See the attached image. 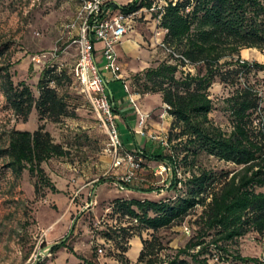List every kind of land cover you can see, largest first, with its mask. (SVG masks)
<instances>
[{"label":"rangeland","instance_id":"obj_1","mask_svg":"<svg viewBox=\"0 0 264 264\" xmlns=\"http://www.w3.org/2000/svg\"><path fill=\"white\" fill-rule=\"evenodd\" d=\"M133 1L107 0L105 4L115 2L127 6ZM165 5L166 0H154L151 9L142 8L132 14L127 40L136 42L138 49L135 54H124L120 58L124 76L122 86L128 96L126 106L141 115H148L147 122L141 126L139 119L133 131L139 148L151 142L153 152L163 156L174 151L162 144L167 139L173 119L160 95L141 93L142 82H137V76L170 60L164 43L167 31L160 27L161 11ZM79 9V0H0V47L9 48L13 81L16 84L24 81L37 98V84L45 69L55 68L57 73L64 72L68 79L58 91L66 97L74 112L73 117L56 122H39L37 113L33 111L28 121L22 123L9 110L0 91L1 144L12 129L35 132L43 125L54 143L67 152L66 156L53 158L42 165L44 180L28 171L17 177L4 167L6 161L0 162V264H124L122 261L137 264L142 241H150L153 237L163 248L153 264L170 262L177 259L179 252L196 235L203 208L197 207L184 220L153 233L143 230L116 203H159L183 197L192 169L179 166L176 179L180 183L172 188L175 181L172 169L166 175L156 176L155 172L163 163L142 158L141 169L134 181L126 186L138 193L130 194L126 188L116 186L126 173L119 177L113 175L115 168L109 153L108 135L87 98L72 80L77 58V45L73 41L78 36V28L70 29L68 26L76 21ZM130 45L137 48L135 43ZM240 58L250 64L264 65V52L258 50H244ZM107 75L114 88V77ZM240 84L242 88L245 84L253 86L264 99V72H253L247 79H241ZM236 89L216 80L210 90L214 109L209 117L226 133L231 132L232 126L224 100ZM138 153L137 148L130 150L125 145L121 152L134 157L140 156ZM197 166L215 174L237 169L232 164L205 155L199 157ZM36 184L38 193L35 192ZM94 202L96 204L92 207ZM64 238L68 239L66 247L50 253L49 247ZM226 247L231 254L227 255L228 261L219 262L215 251L213 257L202 258H208V264H255L234 261L232 255H239L256 259V264H264V236L251 233ZM178 258L184 264H196L190 257Z\"/></svg>","mask_w":264,"mask_h":264},{"label":"trees","instance_id":"obj_2","mask_svg":"<svg viewBox=\"0 0 264 264\" xmlns=\"http://www.w3.org/2000/svg\"><path fill=\"white\" fill-rule=\"evenodd\" d=\"M153 2L134 0L127 6L111 3L108 7L131 15L142 8L151 9ZM160 27L167 31L164 43L168 49L188 65L170 54V60L138 75L137 82H142L141 93L160 95L167 107L173 119L167 146L174 151L165 156L139 152L144 159L171 167L175 178L172 188L180 183L176 179L179 166L191 168L192 172L185 183L186 195L174 201L116 204L143 230L153 233L184 220L197 207H202L199 229L179 256L190 257L196 264H208V258L202 257H213L215 251L218 261L225 262L227 255H231L227 244L251 233L264 236V99L253 86L240 87L241 79H247L253 72H264V65L250 64L240 58L244 50L264 52V0H166ZM8 52V46L0 47V91L17 121L26 123L33 111L39 122L74 116L66 97L58 91L68 79L64 72L45 69L37 84L36 98L24 81L17 84L13 81ZM216 80L237 87L224 100L231 117L230 133L215 126L209 117L214 109L210 90ZM6 136L3 144L0 142V162L6 161L4 167L17 177L28 171L44 180L42 165L67 155L43 125L35 132L12 129ZM202 155L237 169L221 174L206 171L197 166ZM38 187L36 184V193ZM51 189L56 191L54 187ZM67 242L68 239L53 246L50 253L66 247ZM142 245L137 264L155 263L163 249L161 243L153 237L142 241ZM178 257L157 264H184ZM232 258L242 263H257L256 259L239 255Z\"/></svg>","mask_w":264,"mask_h":264},{"label":"built area","instance_id":"obj_3","mask_svg":"<svg viewBox=\"0 0 264 264\" xmlns=\"http://www.w3.org/2000/svg\"><path fill=\"white\" fill-rule=\"evenodd\" d=\"M79 1L80 9L77 19L68 26L70 29L78 28V36L73 41L77 45L78 58L73 67L72 76L108 135L109 153L113 158V167L117 169L125 165L127 168L126 174L116 183V186L126 188L134 181L143 161L140 152L138 157L121 154L124 144L117 124L116 107L110 101L107 83L102 74H110L115 80L123 82L116 48L131 29L132 14L125 15L121 11L116 14L111 13L105 4L107 0ZM96 42L102 44V71L94 57ZM167 52L174 55L169 49ZM174 57L181 58L177 55ZM181 59L187 66L188 62L183 58ZM140 123L143 126V117ZM162 144L167 145V139ZM169 171H171V167L163 164L159 166L155 175L163 176ZM99 252L101 253V251Z\"/></svg>","mask_w":264,"mask_h":264},{"label":"crops","instance_id":"obj_4","mask_svg":"<svg viewBox=\"0 0 264 264\" xmlns=\"http://www.w3.org/2000/svg\"><path fill=\"white\" fill-rule=\"evenodd\" d=\"M111 3L116 4L115 2H110L108 4H111ZM108 4H107V7H108ZM116 5L120 6L118 4H116ZM110 8L111 7L109 6L108 7L109 11H110ZM111 9H112L111 13H113V14H116L118 11H120V10H113V8H111ZM127 36H128V34L123 38L121 43L116 48V52H117V56H118V62L121 66V69H122V64L120 62L121 56L124 54L127 55L128 53L129 54L130 53L135 54L137 49H138L137 43L134 41H128ZM134 43L137 45V48H135V49L131 48V45H130V44H134ZM94 47H95V52H94L95 61L98 65L99 69L102 71V68H103V59H102V55H101L102 44L96 42ZM246 51H252V50H246ZM243 52L244 51H242L241 53H243ZM77 58H78V51H77ZM77 58H76V62H77ZM76 62H75V64H76ZM102 75H103V77L107 83L110 101L113 102L115 107H116L117 124H118L119 131L121 133L123 144L125 145V147L127 149H130V150L137 148L138 150L145 151L149 155L159 154V152H153L154 147H153L151 142H146L144 147L142 149H140L139 144H138V140H137V136L133 132L134 130H136V128L138 126L139 119H141L143 117L144 123H146L147 119H148V115H141L140 113L136 112V110L132 111L131 108H127L126 103L128 101V96H127V93L123 89L122 81H118L120 83L118 85V84H116L117 81L114 80L113 86H115V87L112 88V86H111L112 84L110 83L108 75L105 73H103ZM121 78H122V80L124 79V76L122 73H121ZM133 103H134V101H133ZM166 125H167V123H166ZM144 160L149 161L148 159H144ZM149 162H152V161H149ZM126 170H127V168L124 165L120 168L114 169L113 175H115L116 177H119V176L125 174ZM126 189L128 190V192L130 194L138 193V191H136L135 189H131V188H126ZM94 204H96V203L95 202L93 204L91 203V206L93 207Z\"/></svg>","mask_w":264,"mask_h":264},{"label":"water","instance_id":"obj_5","mask_svg":"<svg viewBox=\"0 0 264 264\" xmlns=\"http://www.w3.org/2000/svg\"><path fill=\"white\" fill-rule=\"evenodd\" d=\"M71 231H72V229H71ZM66 239H67V238H64L62 241H65ZM60 243H61V242H60ZM60 243H58V244H60ZM58 244H54L53 246L58 245ZM53 246H50V247H49V251L52 249Z\"/></svg>","mask_w":264,"mask_h":264},{"label":"bare ground","instance_id":"obj_6","mask_svg":"<svg viewBox=\"0 0 264 264\" xmlns=\"http://www.w3.org/2000/svg\"><path fill=\"white\" fill-rule=\"evenodd\" d=\"M257 56V55H256ZM251 59H252V57H251Z\"/></svg>","mask_w":264,"mask_h":264}]
</instances>
